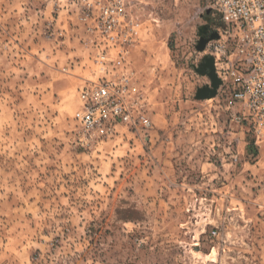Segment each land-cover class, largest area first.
Here are the masks:
<instances>
[{"label": "rangeland", "instance_id": "rangeland-1", "mask_svg": "<svg viewBox=\"0 0 264 264\" xmlns=\"http://www.w3.org/2000/svg\"><path fill=\"white\" fill-rule=\"evenodd\" d=\"M206 5L135 7L132 97L152 126L86 131L80 91L102 74L84 29L51 23L50 0H0V264H264V146L199 98Z\"/></svg>", "mask_w": 264, "mask_h": 264}, {"label": "built area", "instance_id": "built-area-1", "mask_svg": "<svg viewBox=\"0 0 264 264\" xmlns=\"http://www.w3.org/2000/svg\"><path fill=\"white\" fill-rule=\"evenodd\" d=\"M143 1L50 0L56 3L51 23L65 12L72 24L82 27L91 62L102 74L87 80L80 91L82 107L75 118L86 131L112 122L152 126L139 98L132 97L128 64L137 40L132 13ZM204 1L220 23L213 29L217 38L205 47L220 80L215 99L223 101L233 122L247 125L255 142L264 146V0ZM260 185L264 189V179Z\"/></svg>", "mask_w": 264, "mask_h": 264}, {"label": "water", "instance_id": "water-1", "mask_svg": "<svg viewBox=\"0 0 264 264\" xmlns=\"http://www.w3.org/2000/svg\"><path fill=\"white\" fill-rule=\"evenodd\" d=\"M215 37H217V36H214L212 38L214 39ZM204 44H205V42L202 43V46L200 48L201 50H204ZM206 60H208L210 62V64H209L210 71L208 72V75L211 77L213 84H212V89L205 88V89L199 91L200 92V94H199L200 99H206V98L214 97L217 94V88L220 85V80L217 78V76L215 74L214 67H213V58L212 57L206 58Z\"/></svg>", "mask_w": 264, "mask_h": 264}, {"label": "bare ground", "instance_id": "bare-ground-1", "mask_svg": "<svg viewBox=\"0 0 264 264\" xmlns=\"http://www.w3.org/2000/svg\"><path fill=\"white\" fill-rule=\"evenodd\" d=\"M215 70V69H214Z\"/></svg>", "mask_w": 264, "mask_h": 264}]
</instances>
